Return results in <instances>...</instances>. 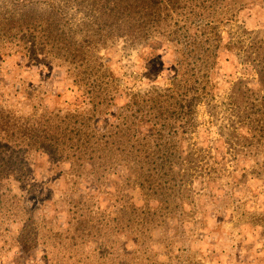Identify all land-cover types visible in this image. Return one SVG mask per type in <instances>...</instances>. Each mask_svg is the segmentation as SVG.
<instances>
[{
  "label": "rangeland",
  "instance_id": "rangeland-1",
  "mask_svg": "<svg viewBox=\"0 0 264 264\" xmlns=\"http://www.w3.org/2000/svg\"><path fill=\"white\" fill-rule=\"evenodd\" d=\"M71 5L77 33L83 15ZM185 7L166 30L179 34L174 41L154 32L144 46L127 38L97 44L90 62L112 75L111 106L89 103L86 81L57 61L0 54V264H264V138L250 131L263 112L239 104H259L264 94V0H210L196 9L204 14L197 26ZM203 33L223 47L221 63L213 93L196 99L178 135L142 124L153 150L134 154L142 155L135 165L105 167L81 150L50 149L54 123L71 130L80 122L98 134L138 125L134 102L155 106L170 96L179 44L203 42ZM164 134L172 143L159 149Z\"/></svg>",
  "mask_w": 264,
  "mask_h": 264
},
{
  "label": "trees",
  "instance_id": "trees-1",
  "mask_svg": "<svg viewBox=\"0 0 264 264\" xmlns=\"http://www.w3.org/2000/svg\"><path fill=\"white\" fill-rule=\"evenodd\" d=\"M198 1L201 2L200 5ZM209 2L210 0H1L0 54H22L34 59L43 57V65L53 63L52 60L57 61L61 66L68 67V73L83 81L82 84L86 81L84 85L88 88L86 95L89 103L91 101L93 106H111L116 99L112 75L101 69L95 70L90 62V58L94 56L93 50L99 49L97 44L105 47L110 39L127 38L132 45L137 43L144 46L152 40L154 32L162 38L169 36V39L174 41L173 34H179L166 31L173 13L186 6L185 8L190 10V23L197 26L200 22L204 23V14L197 17L196 9L206 11ZM71 3H74L75 12L83 15L82 22L78 25L82 28L80 27L77 33L68 20L69 11L73 9ZM221 13L216 12L213 17L221 16ZM198 18L201 19L200 22ZM212 21L214 22L210 20L206 26H212ZM95 27L97 30H94ZM82 33L85 36H81ZM202 36L205 41L197 40L196 45L179 44V61L176 63L179 80L170 96L158 99L154 103L155 106H150V99L134 102L137 108L134 119L138 125L129 130L111 128L112 131L110 129L106 134H98L85 131L80 122L79 127L75 124L71 130L69 127L64 129L62 122L54 123L57 135L46 137V141L51 144L50 149L59 151L64 145V148L81 150L80 153L89 157L88 161H100L105 167H113L127 160H133L135 165V159L142 158V155L134 154L142 151L141 149L149 143L147 134H142L139 129L142 124L153 121L154 127H160L161 132L167 136L178 135V128L181 126L182 129L188 125L191 106L196 99L202 100L213 93L212 72L217 70L221 63L220 52L223 47L214 44L209 34L203 33ZM89 43L92 46H88ZM81 76H86L87 79H81ZM259 83L262 86V79ZM194 92L197 98L193 95ZM247 95L249 100L255 99L250 91L245 93L246 97ZM247 101L243 99L239 104L262 106L260 113L263 112V122L251 125L250 131L255 138L258 135L264 138V94L261 97L259 91L256 100L259 104H249ZM165 105L169 107L166 108ZM240 105L235 110L238 111L239 123L243 125ZM177 106H180L177 114L174 112L176 110H169ZM155 111L157 114H154ZM165 134L160 138L162 145L159 149L171 146L172 142H166ZM132 140L136 142H133L131 150L128 143ZM258 142L262 144V139ZM151 149L153 150L148 144L147 156L150 155ZM121 158L123 159L120 160ZM165 165H172L171 158ZM1 177L5 179L9 175L2 174Z\"/></svg>",
  "mask_w": 264,
  "mask_h": 264
}]
</instances>
